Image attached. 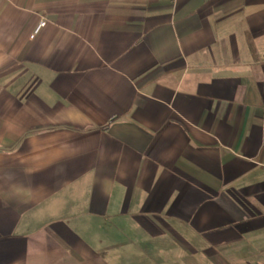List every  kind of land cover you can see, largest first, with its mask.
I'll use <instances>...</instances> for the list:
<instances>
[{"label": "crops", "instance_id": "1", "mask_svg": "<svg viewBox=\"0 0 264 264\" xmlns=\"http://www.w3.org/2000/svg\"><path fill=\"white\" fill-rule=\"evenodd\" d=\"M263 103L264 0H0V264H264Z\"/></svg>", "mask_w": 264, "mask_h": 264}, {"label": "built area", "instance_id": "2", "mask_svg": "<svg viewBox=\"0 0 264 264\" xmlns=\"http://www.w3.org/2000/svg\"><path fill=\"white\" fill-rule=\"evenodd\" d=\"M46 25V20L41 18L39 22L35 25L30 35L31 38L35 37L38 33H40L41 29ZM264 104V103H263Z\"/></svg>", "mask_w": 264, "mask_h": 264}]
</instances>
